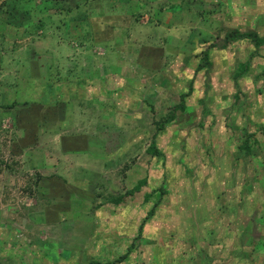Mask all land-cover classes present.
Masks as SVG:
<instances>
[{
  "label": "rangeland",
  "instance_id": "rangeland-1",
  "mask_svg": "<svg viewBox=\"0 0 264 264\" xmlns=\"http://www.w3.org/2000/svg\"><path fill=\"white\" fill-rule=\"evenodd\" d=\"M73 1L0 0V106H14L0 111V264L108 263L132 244L118 264H264V46L211 48L195 71L227 32L264 34V0H139L138 21L128 3ZM154 133L162 157L146 153Z\"/></svg>",
  "mask_w": 264,
  "mask_h": 264
},
{
  "label": "trees",
  "instance_id": "trees-1",
  "mask_svg": "<svg viewBox=\"0 0 264 264\" xmlns=\"http://www.w3.org/2000/svg\"><path fill=\"white\" fill-rule=\"evenodd\" d=\"M86 0H75L73 1L74 2V8L75 9H79L80 8V3H85ZM118 3H122L121 5L123 4H126L128 3V5H130V13L131 15L135 18L136 21L139 20V18L141 17V13H142V9L139 10V5H138V2L139 0H114ZM120 5V4H119ZM171 6V5H170ZM171 8H174L173 6H171ZM69 10H72V7L69 9ZM96 9L94 8H90V11L88 13V15H99V14H96ZM68 12V11H67ZM84 16V15H83ZM86 19V18H85ZM41 28V26H39ZM242 40H245V41H248L254 48V51L251 53L250 55V58H254L256 56H258V52L260 50L261 47L264 46V34L260 35L258 34L256 31H240L238 30V28L232 30V31H229L227 32L226 34H224V37H223V40H222V44L218 45L217 43L215 44H210L209 45V48L205 49L203 52H202V57H201V60H199L200 62L197 63V66L195 68V71L198 72V71H201L203 69H206V68H209L212 66L211 62H210V57H209V50L211 48H220L221 50L222 49H225L227 44L230 43V42H238V41H242ZM207 41L206 39L203 41L205 42ZM251 63H250V60H247L245 62H240L238 63L237 65V68L235 69V72L233 73L232 75V79L234 82H237L240 78H242L243 76H245L249 69H250V66ZM50 85V84H49ZM52 85V84H51ZM192 85L190 84L189 86V91L185 94H182L180 95V102L177 106H175L173 108V110H171V112L166 116L160 118V122H156L155 124H157L158 126V130H162L164 129V126L166 124H169L171 122H173L175 119H176V112H184L185 111V103H184V99L190 95V92H191V87ZM39 102V101H37ZM36 102V103H37ZM27 106H30V105H33V102H26ZM14 106L13 105H3V106H0V111H3V110H9V109H12ZM260 130L262 132H264V126H261ZM155 136L156 134L154 133V135L152 136V140L150 142V144L148 145L147 149H146V153L151 155V156H158V157H162V153L161 151H159L157 148H156V144H155ZM252 135L250 134H247L246 135V138L241 142V144L239 145L238 147V154L239 155H249L253 149V145L257 143L256 140H254V137L252 139ZM250 139H252V142L250 143ZM146 184V179L143 178L141 180H139L136 185L134 187H132L131 189L127 190L124 194H118V195H111V197H109V202L115 206H118L122 203L125 202L126 198L127 197H132L136 192L140 191V189L142 188V186H144ZM154 193V192H153ZM153 193H148V194H145L144 196V200L143 202H148L149 199H151V197L153 196ZM161 194H164V190L163 189H160L159 192H158V195L156 194V197H159L161 196ZM159 200H157L155 203H154V206L149 210L147 211L146 213V217L147 218H152L155 214V210L156 208L158 207L159 205ZM144 222H146V220H142V224H140L138 226V230H137V238H142L140 235H142V228H143V225L145 224ZM144 223V224H143ZM133 245V244H132ZM130 245L128 247V250H127V253L120 256L119 258H117L116 260H113V261H110L108 263H104V262H100V261H96V260H90L88 261L87 263H84V264H118V263H122L126 258L127 256L130 254L129 250L134 247ZM129 252V253H128Z\"/></svg>",
  "mask_w": 264,
  "mask_h": 264
},
{
  "label": "crops",
  "instance_id": "crops-1",
  "mask_svg": "<svg viewBox=\"0 0 264 264\" xmlns=\"http://www.w3.org/2000/svg\"><path fill=\"white\" fill-rule=\"evenodd\" d=\"M97 16V15H96ZM83 40L85 41L86 39L85 38H83ZM99 43H101V41H99ZM50 55H52V54H50ZM51 58H52V56H51ZM52 61H53V58H52ZM97 62H95V60H93V62L91 63V65H94V64H96ZM83 69V68H82ZM91 69H83V71H81V73H82V75H83V77H84V79H85V82L87 81H92V78L90 77L91 75H90V71ZM111 70V69H110ZM70 73H71V71H70V69H67V73H66V75H67V78L69 77V76H71L70 75ZM93 73H94V78H98V74H97V72L96 71H93ZM108 73H110L109 74V76H105L103 79H105V81L106 80H109V81H112V82H114V78H113V76H112V72L111 71H109ZM69 75V76H68ZM64 78H65V76H63ZM62 77V78H63ZM110 77V78H109ZM66 79V78H65ZM101 80H102V78H100ZM99 79V80H100ZM104 81V80H103ZM70 88V89H69ZM81 87H80V85L79 84H75V86H73V85H71V86H69L68 87V89L69 90H66V88L64 87V91H63V89L61 90V92H66V93H69V91H71V90H78V91H80L81 89H80ZM54 90V93L58 90V88H53L52 89V87L50 88V90L48 89V93H50V91H53ZM56 94V96H61L60 94L59 95H57V92L55 93ZM54 94V95H55ZM138 96V95H137ZM142 103V102H141ZM144 106H146V103L144 104V102L142 103ZM64 111V110H63ZM63 121H64V118L62 119ZM68 136H70V134L68 135ZM88 136L91 138L92 137V135H85V136H75V137H80V138H82V139H86L85 141L87 142V144H89V139H88ZM66 137V136H65ZM254 137V136H253ZM67 139V138H66ZM254 140H256L255 138H254ZM72 143H71V145L73 144V143H77V142H75L74 140H72L71 141ZM73 146V145H72ZM74 146H77V145H74ZM66 152V151H65Z\"/></svg>",
  "mask_w": 264,
  "mask_h": 264
}]
</instances>
